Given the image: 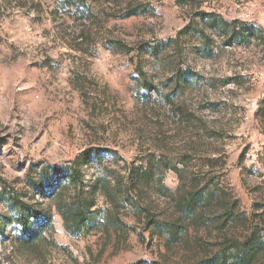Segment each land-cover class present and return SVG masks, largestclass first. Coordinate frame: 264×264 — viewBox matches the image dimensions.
<instances>
[{
  "label": "rangeland",
  "instance_id": "obj_1",
  "mask_svg": "<svg viewBox=\"0 0 264 264\" xmlns=\"http://www.w3.org/2000/svg\"><path fill=\"white\" fill-rule=\"evenodd\" d=\"M65 2L0 0V264H264V0ZM72 166L78 187L37 191ZM194 181L195 218L172 199Z\"/></svg>",
  "mask_w": 264,
  "mask_h": 264
},
{
  "label": "trees",
  "instance_id": "obj_2",
  "mask_svg": "<svg viewBox=\"0 0 264 264\" xmlns=\"http://www.w3.org/2000/svg\"><path fill=\"white\" fill-rule=\"evenodd\" d=\"M85 0H66V5H75L79 7L80 5L84 4ZM79 5V6H78ZM207 19H211L213 21H216L217 23L225 24L218 16L214 15H205ZM244 36V34H242ZM187 70H183L179 72L176 76H172L169 80H174V83L179 86H185L188 84V81L191 79L189 78V75L187 74ZM173 93L167 94L165 96V100H172ZM95 152L97 150L95 149H87L84 150L76 159V161H80L81 159L88 158V154L90 152ZM98 155V154H97ZM76 163V162H75ZM171 169H174L175 171L178 170L176 166H170ZM80 171L76 166L72 167H53L49 170L48 173H46V180H45V186H37L36 189L40 193H48L50 196H56L59 194V191L65 187L73 185L74 187H78L79 182L81 181ZM196 182L194 181L192 183L193 189L186 190L183 195L179 196L178 198H174L175 205L177 209L180 211V215L186 216V217H193L195 216L196 208L212 202L213 196L209 194V191H207L205 188L197 187ZM46 190L47 192H44ZM90 205L86 209H89ZM13 208L16 209L14 216L9 220H14L18 227V237L19 240L24 244H31L38 236L42 233V228L44 227L43 222L44 220H39V212L33 209L32 207H29L28 205L24 204L23 202L16 201L13 204ZM84 206L80 204V202L75 205L68 204L67 208H65L63 211H66L69 215H71L72 219V227L78 228L79 225L85 223V214L87 213ZM179 217V216H178ZM195 218V217H193ZM245 249H249L247 252L243 255H238L237 259H241V262H243V259L248 258L250 260L251 256L254 257V254L256 253L257 249L254 247L253 242L252 243H246ZM246 251V250H245ZM251 253V254H250ZM203 264H209L206 262H202Z\"/></svg>",
  "mask_w": 264,
  "mask_h": 264
}]
</instances>
